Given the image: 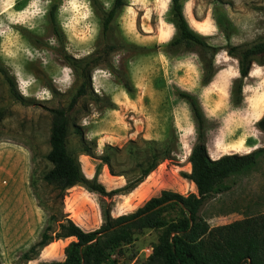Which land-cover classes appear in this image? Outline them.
<instances>
[{"label":"rangeland","instance_id":"1","mask_svg":"<svg viewBox=\"0 0 264 264\" xmlns=\"http://www.w3.org/2000/svg\"><path fill=\"white\" fill-rule=\"evenodd\" d=\"M99 1L106 10L111 9L113 0ZM127 4L117 20L118 30L127 43L139 48H119L105 55V44L99 39L100 19L91 0H0V67L13 77L16 91L30 99L26 105L17 101L0 73V264L64 261V249L74 239L55 241L32 261L22 260L39 241L51 212L65 213L90 232L102 226L104 207H110L112 217L117 218L134 213L165 190L184 196L196 193L195 185L182 175L191 172L188 158L197 141V122L180 93L198 99L207 121V150L213 159L264 148V132L256 126L264 117V65H253L244 81L243 101L235 105L239 66L225 50L228 44H252L264 39V0H185V16L191 28L220 48L214 60L215 76L209 84L203 83L198 49L179 54L167 51L176 34L169 22L171 0H127ZM53 5L58 6L63 43L57 40L49 22ZM222 13L234 27L230 41L215 22ZM63 51L76 58L95 54L103 60L92 71L95 93L96 89H124L118 76L129 75L136 87L135 97H141L142 113L151 119L153 140L163 141L171 129L176 130L178 148L148 180V191L110 199L76 186L61 201L53 186L39 182L38 190L48 210L39 206L31 185L33 178L40 180L51 168L45 158L50 150L51 110L68 108L81 84L65 62ZM108 93H103L100 101L87 94L70 111V151L80 143L74 124L89 127L90 116L111 101ZM143 139L138 136L136 141L141 143ZM120 141L125 144L127 139ZM127 143L114 157L113 165L117 173L125 172L133 179L138 172H133L136 161L127 154ZM102 149H97V155L105 147ZM100 181L108 191L127 182L125 177L105 176ZM227 184L230 190L204 206L202 215L210 226L248 219L264 222V155L254 170L231 178ZM158 237L157 231H146L132 245H117L107 264H145Z\"/></svg>","mask_w":264,"mask_h":264},{"label":"trees","instance_id":"2","mask_svg":"<svg viewBox=\"0 0 264 264\" xmlns=\"http://www.w3.org/2000/svg\"><path fill=\"white\" fill-rule=\"evenodd\" d=\"M91 2L100 19L99 39L105 44V55L119 48H139L135 44L127 43L118 30L117 20L123 9L128 6L127 0H113L110 10H106L99 0ZM184 3L185 0H171L169 22L174 26L176 34L168 43L167 51L179 54L198 49L203 67V83L209 84L215 76L214 60L220 48L209 44L205 36L191 28L185 16ZM57 12L58 6L53 5L49 11V22L55 37L63 43L65 37L58 22ZM215 22L227 41H230L234 33L231 20L222 13L216 17ZM225 50L229 57L238 61L240 77L235 83L233 102L240 105L243 101L244 81L253 65H264V39L252 44H228ZM62 53L65 62L73 69L81 84L68 108L51 110L53 123L49 139L50 150L45 157L51 168L40 180L33 178L31 185L39 206L45 210H48V203L42 200L38 190L39 182L45 186H53L59 192L57 197L61 201L64 200L66 192L76 186L110 199L118 195L126 196L144 183L162 163L171 159L179 145V137L174 129L169 131L163 141L143 139L142 145L136 140L129 141L126 152L136 161L133 172H138L133 179H130L127 173H117L114 169L113 159L121 154L124 148L106 145L104 152L97 155V141L87 139L84 127L76 123L74 132L80 138V143L75 151H70V111L78 100L87 94L95 101L103 98L95 93L92 83V71L103 60L95 58V54L76 58L65 51ZM0 73L5 76L16 100L24 105L28 104L30 99L16 91V82L6 69L0 67ZM118 77L127 94L135 98L136 87L129 75L124 73L122 77ZM179 95L188 102L197 122V141L188 158L191 172L182 175L195 185L196 193L184 196L165 190L161 196L150 199L134 213L117 218L112 217L110 207H104L102 226L90 232L65 213L51 212L47 227L41 233L39 241L22 256L23 261H32L55 241L72 238L74 241L64 249V261L42 264H107L112 250L117 245H132L144 232L157 231L158 242L152 246V253L145 264H264L262 220L248 219L212 228L202 215L204 206L210 199L231 189L227 184L228 180L246 175L256 168L264 155V148L244 155L228 154L216 160L212 159L207 150V121L198 99L189 93ZM106 107L113 109L116 106L109 101ZM256 126L264 132V117ZM80 155L99 161L92 179L85 176ZM105 165L112 176L125 177L126 185L108 191L99 181Z\"/></svg>","mask_w":264,"mask_h":264},{"label":"crops","instance_id":"3","mask_svg":"<svg viewBox=\"0 0 264 264\" xmlns=\"http://www.w3.org/2000/svg\"><path fill=\"white\" fill-rule=\"evenodd\" d=\"M108 91H110V93H108ZM96 92H98L96 93L98 95L101 94L99 95L101 97L104 96L103 93H108L111 96L110 102L116 106L113 109L105 107L101 112L94 115L97 116L96 119L91 115V123L89 127L80 124L85 129L86 138L97 141L99 151H103L102 147H105L106 145L123 148L129 140H136L138 136L145 139H154V130L151 127V119L147 118L146 115L142 113L143 108L141 105V97L131 98L124 89H101L100 91H97L96 89ZM127 117H130L129 121L125 120ZM120 139H127V141L125 144H122ZM80 161L82 162L85 176L88 179H92L96 174V167L99 164V161L93 160L86 155H80ZM94 161L97 163L95 164ZM153 174H151L144 183L129 195L136 194L137 191L143 189L148 191L149 188L146 184L148 180L152 178ZM103 176L113 179L121 178L119 176H112L106 165L102 169L99 181ZM192 185L194 184L192 183Z\"/></svg>","mask_w":264,"mask_h":264}]
</instances>
